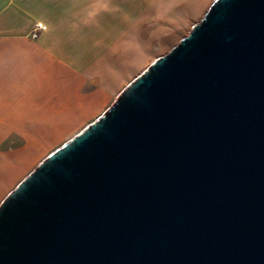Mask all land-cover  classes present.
Masks as SVG:
<instances>
[{"label":"water","instance_id":"water-1","mask_svg":"<svg viewBox=\"0 0 264 264\" xmlns=\"http://www.w3.org/2000/svg\"><path fill=\"white\" fill-rule=\"evenodd\" d=\"M0 264H264V0H215L29 174Z\"/></svg>","mask_w":264,"mask_h":264},{"label":"crops","instance_id":"crops-1","mask_svg":"<svg viewBox=\"0 0 264 264\" xmlns=\"http://www.w3.org/2000/svg\"><path fill=\"white\" fill-rule=\"evenodd\" d=\"M122 13V0H0V144L88 127L112 106Z\"/></svg>","mask_w":264,"mask_h":264},{"label":"rangeland","instance_id":"rangeland-1","mask_svg":"<svg viewBox=\"0 0 264 264\" xmlns=\"http://www.w3.org/2000/svg\"><path fill=\"white\" fill-rule=\"evenodd\" d=\"M214 2L215 0H122V42L116 49L114 78V83L121 87L112 106L122 92L144 74L154 61L168 55L190 35L194 25L204 19ZM85 128L23 129L24 137L17 138L12 143L0 144V207L49 155Z\"/></svg>","mask_w":264,"mask_h":264},{"label":"built area","instance_id":"built-area-1","mask_svg":"<svg viewBox=\"0 0 264 264\" xmlns=\"http://www.w3.org/2000/svg\"><path fill=\"white\" fill-rule=\"evenodd\" d=\"M47 27L41 23H37L31 32L32 39H38L42 32L46 31Z\"/></svg>","mask_w":264,"mask_h":264},{"label":"bare ground","instance_id":"bare-ground-1","mask_svg":"<svg viewBox=\"0 0 264 264\" xmlns=\"http://www.w3.org/2000/svg\"><path fill=\"white\" fill-rule=\"evenodd\" d=\"M154 62H155V61H154ZM154 62H153L152 64H154ZM148 68H149V67H148ZM148 68L146 69V71L148 70ZM80 133H81V132H80ZM80 133H79V134H80ZM79 134H77V135H75L73 138H71V139L69 140V142H71L73 139H75ZM69 142H68V143H69ZM52 154H53V153H52ZM49 156H50V155H49ZM49 156H48V157H49ZM48 157H47V158H48Z\"/></svg>","mask_w":264,"mask_h":264}]
</instances>
